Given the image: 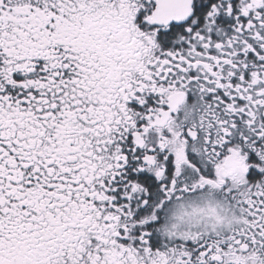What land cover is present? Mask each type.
<instances>
[{
    "label": "snow or ice",
    "instance_id": "6c2138e0",
    "mask_svg": "<svg viewBox=\"0 0 264 264\" xmlns=\"http://www.w3.org/2000/svg\"><path fill=\"white\" fill-rule=\"evenodd\" d=\"M0 264H264V0H0Z\"/></svg>",
    "mask_w": 264,
    "mask_h": 264
}]
</instances>
